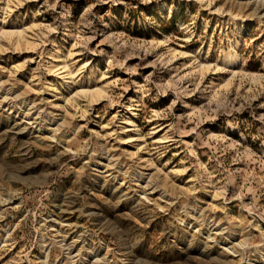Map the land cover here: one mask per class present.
Returning a JSON list of instances; mask_svg holds the SVG:
<instances>
[{
  "label": "rangeland",
  "instance_id": "rangeland-1",
  "mask_svg": "<svg viewBox=\"0 0 264 264\" xmlns=\"http://www.w3.org/2000/svg\"><path fill=\"white\" fill-rule=\"evenodd\" d=\"M0 264H264V0H0Z\"/></svg>",
  "mask_w": 264,
  "mask_h": 264
},
{
  "label": "bare ground",
  "instance_id": "bare-ground-1",
  "mask_svg": "<svg viewBox=\"0 0 264 264\" xmlns=\"http://www.w3.org/2000/svg\"><path fill=\"white\" fill-rule=\"evenodd\" d=\"M229 56L230 57H232V61L234 62V63H236L237 62V57H233V52H231L229 55H225V59L226 60H228L229 59ZM224 64V63H223ZM231 64V63H230ZM234 67V66H233ZM129 123V125L128 126H131L132 124H131V122H128ZM133 123V122H132ZM131 124V125H130ZM133 126V125H132Z\"/></svg>",
  "mask_w": 264,
  "mask_h": 264
}]
</instances>
